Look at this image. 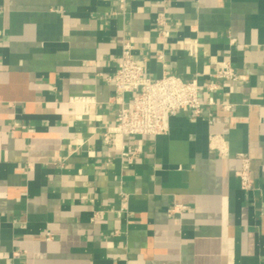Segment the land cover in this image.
<instances>
[{"label":"crops","instance_id":"0c3cea01","mask_svg":"<svg viewBox=\"0 0 264 264\" xmlns=\"http://www.w3.org/2000/svg\"><path fill=\"white\" fill-rule=\"evenodd\" d=\"M123 40L150 78L215 83L201 114L103 143ZM0 264H264V0H0Z\"/></svg>","mask_w":264,"mask_h":264},{"label":"built area","instance_id":"2783aa9c","mask_svg":"<svg viewBox=\"0 0 264 264\" xmlns=\"http://www.w3.org/2000/svg\"><path fill=\"white\" fill-rule=\"evenodd\" d=\"M116 1L118 11L124 13L129 0ZM230 41L235 40L231 38ZM186 48L189 55L195 57L198 53L196 39L188 41ZM132 50L131 42L121 41V51L112 77L114 94L111 101L116 104V115L114 123L107 125L101 133L102 142L105 144H115L128 136L163 133L168 128L169 117L179 110L190 111L199 116L201 114L199 92L216 89L215 83L199 85L195 80L185 81L168 71H164L160 77L150 78L143 66L133 57ZM157 56L161 57V54L158 53ZM213 76L224 81H235L244 77L236 71L230 61H223ZM125 93L133 94L129 101L124 99ZM70 100L81 105L82 110L78 117L87 114L94 105L93 98L88 96H73ZM223 108L228 110L230 105L223 104ZM120 154L129 160L134 152L130 153L122 148ZM238 157L241 166L236 175L241 188L249 190L252 187L250 159L245 153H239ZM184 209V205L177 204L169 209V213L181 212Z\"/></svg>","mask_w":264,"mask_h":264}]
</instances>
